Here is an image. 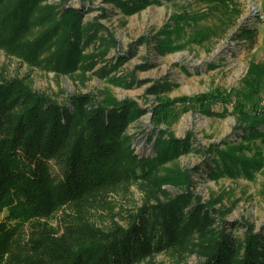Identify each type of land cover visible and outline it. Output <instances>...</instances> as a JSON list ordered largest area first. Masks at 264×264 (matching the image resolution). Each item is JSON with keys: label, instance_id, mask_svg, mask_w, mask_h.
Returning a JSON list of instances; mask_svg holds the SVG:
<instances>
[{"label": "trees", "instance_id": "16d2710c", "mask_svg": "<svg viewBox=\"0 0 264 264\" xmlns=\"http://www.w3.org/2000/svg\"><path fill=\"white\" fill-rule=\"evenodd\" d=\"M42 1L0 0V45L35 58L47 46L46 64L63 71L78 67L90 39H98L104 52L116 46L109 33L97 35L95 24L82 26L80 12L65 0L43 5ZM113 1L127 13L158 2ZM239 33L252 39L255 30L243 26ZM155 42L161 53L171 48L160 39ZM243 81L245 91H238L242 96L238 105L253 106L255 112L244 117L243 140L258 138L264 143V127L259 128L264 107L254 108L264 98V64L251 62ZM158 86L169 88L167 83ZM216 98L226 100L205 93L190 100L215 103ZM165 107L153 108L155 120L161 121ZM139 113L129 100L99 99L89 92L59 101L21 78L0 73V264H137L172 250L199 253L202 260L195 264H264V233H254L248 223H243L241 235L232 233L234 222H227L211 201L190 191L193 180L188 170L180 177L157 174L158 161L196 148L190 147V136H165V129L154 125V157L134 153L127 126ZM209 151L217 153L211 157V178L224 172L251 176L253 162L246 157L214 145L201 152ZM139 179L152 184L155 200L145 199L127 213L123 224L103 228L83 217L109 191ZM164 184L179 192L172 195ZM67 208L76 213H65ZM59 209L63 212L59 225L51 226L47 220Z\"/></svg>", "mask_w": 264, "mask_h": 264}, {"label": "rangeland", "instance_id": "374dc122", "mask_svg": "<svg viewBox=\"0 0 264 264\" xmlns=\"http://www.w3.org/2000/svg\"><path fill=\"white\" fill-rule=\"evenodd\" d=\"M59 1L45 0L41 4ZM157 1L127 13L113 0H65L67 6L80 12L82 26L95 24L97 35L109 33L116 46L104 52L98 39H90L78 67L63 71L46 64L50 58L47 46L35 58L1 44L0 73L21 78L33 89L59 101L77 92L93 93L99 99L111 96L131 101L140 113L127 129L132 136L131 147L139 157H154V125L165 129V136H190V147L196 150L158 161L157 174L180 177L188 170L193 180L190 191L202 201H211L227 222H234L232 233L241 235L243 223H248L254 233H264V143L258 138L243 140L247 124L244 117L255 112L253 106L238 105L242 99L238 91H245L243 78L250 63L264 64V0ZM41 11L43 14L44 9ZM243 26L255 30L252 39L240 36ZM156 39L171 48L161 53L155 46ZM163 83L169 88L162 90L158 85ZM153 87L159 90L153 91ZM204 93L221 95L226 100H190ZM182 97H187L186 101ZM263 101L261 97L255 111L264 107ZM159 105L166 106L161 121L153 118V108ZM263 127L264 124L259 126ZM210 145L230 149L253 162L251 176L224 172L211 178V157L217 153L201 152ZM164 187L172 195L179 192L172 184ZM151 191H155L152 184L139 179L128 187L109 191L83 217L103 228L123 224L127 213L145 199L154 202ZM66 212L76 213L69 208ZM62 213L61 209L56 211L48 223L57 227ZM199 260L202 256L195 251L172 250L137 264H195Z\"/></svg>", "mask_w": 264, "mask_h": 264}, {"label": "built area", "instance_id": "2783aa9c", "mask_svg": "<svg viewBox=\"0 0 264 264\" xmlns=\"http://www.w3.org/2000/svg\"><path fill=\"white\" fill-rule=\"evenodd\" d=\"M261 104H264V101H263V102H261Z\"/></svg>", "mask_w": 264, "mask_h": 264}]
</instances>
